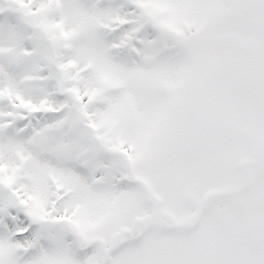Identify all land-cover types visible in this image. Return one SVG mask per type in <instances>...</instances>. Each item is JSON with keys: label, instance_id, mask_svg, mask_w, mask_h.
<instances>
[{"label": "snow or ice", "instance_id": "6c2138e0", "mask_svg": "<svg viewBox=\"0 0 264 264\" xmlns=\"http://www.w3.org/2000/svg\"><path fill=\"white\" fill-rule=\"evenodd\" d=\"M0 264H264V0H0Z\"/></svg>", "mask_w": 264, "mask_h": 264}]
</instances>
